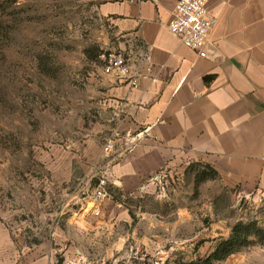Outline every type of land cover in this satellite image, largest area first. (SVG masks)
<instances>
[{"label": "rangeland", "instance_id": "1", "mask_svg": "<svg viewBox=\"0 0 264 264\" xmlns=\"http://www.w3.org/2000/svg\"><path fill=\"white\" fill-rule=\"evenodd\" d=\"M100 2L0 0V264H186L240 222L264 231V200L204 161L158 175L142 196L113 184L94 214L87 195L110 132L103 67L120 51ZM250 239L213 264H264V237Z\"/></svg>", "mask_w": 264, "mask_h": 264}, {"label": "crops", "instance_id": "2", "mask_svg": "<svg viewBox=\"0 0 264 264\" xmlns=\"http://www.w3.org/2000/svg\"><path fill=\"white\" fill-rule=\"evenodd\" d=\"M175 4L99 3L100 14L111 19L119 50L140 71L137 88L106 75L110 131L151 127L157 136L129 154L119 144L103 160L107 190L114 184L122 194L142 196L158 175L178 174L182 166L204 161L230 187L264 200V0H210L218 24L207 57L170 32ZM145 54L150 61L140 65ZM117 110H122L120 120H114ZM12 257L9 264H57L38 254L28 262Z\"/></svg>", "mask_w": 264, "mask_h": 264}, {"label": "built area", "instance_id": "3", "mask_svg": "<svg viewBox=\"0 0 264 264\" xmlns=\"http://www.w3.org/2000/svg\"><path fill=\"white\" fill-rule=\"evenodd\" d=\"M210 0H176L174 13L170 21V32L178 37L184 46L198 51L200 56L207 57L206 45L213 29L218 24V17L209 7ZM150 61V56L145 54L139 64ZM105 75L118 80L126 81L131 87L139 86L140 71L138 68H132L130 60L124 51H117L109 54L103 67ZM122 118V110H117L114 114V120ZM157 138L152 132L151 127L137 133L122 134L118 127H114L106 137L103 147V153L110 157L121 145V152L129 154L145 140ZM108 169L106 170V172ZM108 177L105 173L100 177L98 185L87 195L94 204L93 212L99 215L101 204L110 197L107 190Z\"/></svg>", "mask_w": 264, "mask_h": 264}, {"label": "trees", "instance_id": "4", "mask_svg": "<svg viewBox=\"0 0 264 264\" xmlns=\"http://www.w3.org/2000/svg\"><path fill=\"white\" fill-rule=\"evenodd\" d=\"M251 237L263 238L264 231L256 222H240L234 227L231 236L222 240L207 259L186 264H213L215 261L224 260L238 252L242 247L250 245L252 242Z\"/></svg>", "mask_w": 264, "mask_h": 264}]
</instances>
